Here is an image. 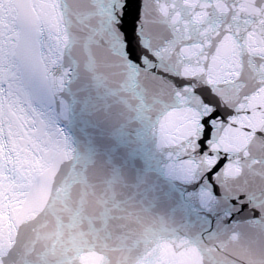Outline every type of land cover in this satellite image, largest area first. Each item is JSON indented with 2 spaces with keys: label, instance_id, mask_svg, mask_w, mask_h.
<instances>
[{
  "label": "water",
  "instance_id": "1",
  "mask_svg": "<svg viewBox=\"0 0 264 264\" xmlns=\"http://www.w3.org/2000/svg\"><path fill=\"white\" fill-rule=\"evenodd\" d=\"M123 3L67 0L72 12L68 21L76 28V36L61 58L60 102L79 125V145L85 142L86 130L93 132L90 125L98 127L102 120L103 127L114 130L104 147H114L112 153L117 149L116 157L132 149L150 185L147 195L134 198L115 183L111 189L101 185L102 193L90 192L86 245L91 264L223 262L227 259V160L214 180L209 177L216 159L212 152L226 158V119L218 121L217 137L208 156L201 158L197 137L203 108L199 99L179 93L162 99L165 82L152 75L150 65L130 61L118 32ZM149 3L145 0V15ZM77 13L84 16L76 18ZM139 35L143 37V22ZM218 95L226 117L225 91ZM92 114L97 124L89 121ZM84 161L82 175L87 181L95 180V172L107 173L102 171L113 163L97 154ZM138 226L143 229L139 252L130 247ZM109 251L113 255L106 257Z\"/></svg>",
  "mask_w": 264,
  "mask_h": 264
},
{
  "label": "snow or ice",
  "instance_id": "2",
  "mask_svg": "<svg viewBox=\"0 0 264 264\" xmlns=\"http://www.w3.org/2000/svg\"><path fill=\"white\" fill-rule=\"evenodd\" d=\"M145 10V0H124L118 32L126 55L165 82L162 99L177 93L199 99L197 147L207 157L218 121L232 117L220 110L218 93L239 91L248 80L264 88V0H150ZM212 157L210 180L226 167V158L215 151Z\"/></svg>",
  "mask_w": 264,
  "mask_h": 264
}]
</instances>
